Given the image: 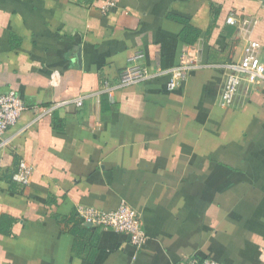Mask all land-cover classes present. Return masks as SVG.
<instances>
[{
  "label": "crops",
  "instance_id": "crops-1",
  "mask_svg": "<svg viewBox=\"0 0 264 264\" xmlns=\"http://www.w3.org/2000/svg\"><path fill=\"white\" fill-rule=\"evenodd\" d=\"M248 41L264 62V0H0V92L25 105L0 139V264H264V88L220 107ZM137 52L198 67L173 91L164 73L102 93ZM123 202L140 249L76 215Z\"/></svg>",
  "mask_w": 264,
  "mask_h": 264
},
{
  "label": "built area",
  "instance_id": "built-area-1",
  "mask_svg": "<svg viewBox=\"0 0 264 264\" xmlns=\"http://www.w3.org/2000/svg\"><path fill=\"white\" fill-rule=\"evenodd\" d=\"M226 23L235 25V20L229 17ZM259 53V46L255 42L248 41L240 61L225 65L226 74L220 93L221 108L232 107L242 83L264 88V62L260 60ZM142 58L143 54L141 52L135 53L129 61V65L120 73L116 83L104 82L102 93L112 98L115 92L121 89L153 80L164 73L169 75L166 89L167 91H173L186 80L190 71L198 67L195 57L188 52L181 54L176 67L165 71L159 68L154 71L148 70L139 64ZM82 101V98L76 99L74 101L75 106L80 108ZM24 110V103L14 91L0 92V139L10 127L15 125ZM30 176L31 167L25 161H20L18 170L13 175V180L25 186L29 184ZM76 215L82 226L123 234L128 237L129 242L136 248H142L147 241L141 218L124 202L116 210L112 211H101L93 207L78 206ZM180 264L219 263L211 259L192 257Z\"/></svg>",
  "mask_w": 264,
  "mask_h": 264
},
{
  "label": "trees",
  "instance_id": "trees-1",
  "mask_svg": "<svg viewBox=\"0 0 264 264\" xmlns=\"http://www.w3.org/2000/svg\"><path fill=\"white\" fill-rule=\"evenodd\" d=\"M87 229H90V228H87Z\"/></svg>",
  "mask_w": 264,
  "mask_h": 264
}]
</instances>
